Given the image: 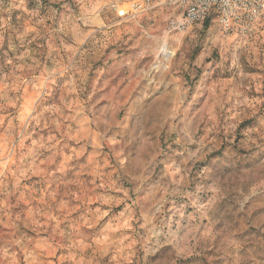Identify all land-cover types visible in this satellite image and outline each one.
Masks as SVG:
<instances>
[{
    "label": "rangeland",
    "instance_id": "1",
    "mask_svg": "<svg viewBox=\"0 0 264 264\" xmlns=\"http://www.w3.org/2000/svg\"><path fill=\"white\" fill-rule=\"evenodd\" d=\"M134 1L0 0V264H264V20Z\"/></svg>",
    "mask_w": 264,
    "mask_h": 264
},
{
    "label": "built area",
    "instance_id": "2",
    "mask_svg": "<svg viewBox=\"0 0 264 264\" xmlns=\"http://www.w3.org/2000/svg\"><path fill=\"white\" fill-rule=\"evenodd\" d=\"M165 4L175 9L168 26L176 32L210 21L217 23L228 36L245 37L264 20V0H167ZM152 8L151 0L130 4L133 15Z\"/></svg>",
    "mask_w": 264,
    "mask_h": 264
},
{
    "label": "bare ground",
    "instance_id": "3",
    "mask_svg": "<svg viewBox=\"0 0 264 264\" xmlns=\"http://www.w3.org/2000/svg\"><path fill=\"white\" fill-rule=\"evenodd\" d=\"M172 56V52L168 49L167 45L164 44L162 49H161V57L163 59H166L168 57Z\"/></svg>",
    "mask_w": 264,
    "mask_h": 264
},
{
    "label": "trees",
    "instance_id": "4",
    "mask_svg": "<svg viewBox=\"0 0 264 264\" xmlns=\"http://www.w3.org/2000/svg\"><path fill=\"white\" fill-rule=\"evenodd\" d=\"M208 22H209V21H207V22H205V23H208ZM205 23H204V24H205ZM202 25H203V24H202Z\"/></svg>",
    "mask_w": 264,
    "mask_h": 264
}]
</instances>
